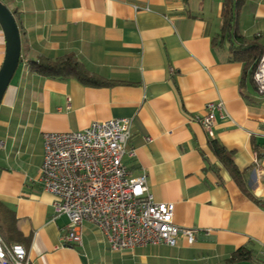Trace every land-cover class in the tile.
Instances as JSON below:
<instances>
[{
	"label": "crops",
	"instance_id": "0c3cea01",
	"mask_svg": "<svg viewBox=\"0 0 264 264\" xmlns=\"http://www.w3.org/2000/svg\"><path fill=\"white\" fill-rule=\"evenodd\" d=\"M21 34V63L0 106V212L30 264H225L238 249L264 250V94L223 40L225 0H1ZM235 25L264 46V0H236ZM216 42V43H215ZM6 39L0 25V69ZM72 55L114 84L43 77L25 63ZM14 78V77H13ZM216 111L214 136L192 120ZM131 118L125 157L145 174L158 203L195 241L115 252L85 223L82 243L65 244L69 219L54 218L55 196L40 182L44 133ZM218 140L243 175L240 189L211 149ZM1 214V213H0ZM5 216V215H2ZM1 218V215H0Z\"/></svg>",
	"mask_w": 264,
	"mask_h": 264
},
{
	"label": "built area",
	"instance_id": "2783aa9c",
	"mask_svg": "<svg viewBox=\"0 0 264 264\" xmlns=\"http://www.w3.org/2000/svg\"><path fill=\"white\" fill-rule=\"evenodd\" d=\"M254 81L264 94V52ZM222 107L221 102L209 103L206 115L192 120L213 137L216 111ZM132 124L131 118H117L79 132L43 134L40 182L55 196L54 218L69 219L66 245L82 243L85 223L97 227L115 252L160 244L176 247L180 238L194 243V230L175 223V205L156 202L147 176L132 177L124 164L125 157H135L128 149ZM0 264H30L26 249L9 245L1 233Z\"/></svg>",
	"mask_w": 264,
	"mask_h": 264
},
{
	"label": "trees",
	"instance_id": "16d2710c",
	"mask_svg": "<svg viewBox=\"0 0 264 264\" xmlns=\"http://www.w3.org/2000/svg\"><path fill=\"white\" fill-rule=\"evenodd\" d=\"M235 6L236 0H225L224 2L223 30L225 34H223L222 39L225 40L226 37V40L230 41L232 59L243 64L244 80L248 79L255 83L254 77L264 52V46L259 42L258 38L248 40L240 34L237 26L233 23L235 21V13L233 10L235 9ZM29 67L31 71L43 77L52 79H77L82 83L94 86L114 84L91 74L84 65L72 55L63 56L55 60L41 58L39 61L29 62ZM210 146L214 154L230 173L243 193L260 204V202L255 199L246 188L243 175L235 165L233 153L228 152L225 147L215 139L210 141ZM0 213V233L5 241L9 243L8 241H10V238L13 235V233L11 234V229L9 227L11 221H7V214H3V212ZM225 264H264V250L260 251L254 245L242 247L236 250L231 257L225 261Z\"/></svg>",
	"mask_w": 264,
	"mask_h": 264
},
{
	"label": "water",
	"instance_id": "95a60500",
	"mask_svg": "<svg viewBox=\"0 0 264 264\" xmlns=\"http://www.w3.org/2000/svg\"><path fill=\"white\" fill-rule=\"evenodd\" d=\"M0 25L6 39V55L0 69V106L21 63V34L10 9L0 0Z\"/></svg>",
	"mask_w": 264,
	"mask_h": 264
},
{
	"label": "rangeland",
	"instance_id": "374dc122",
	"mask_svg": "<svg viewBox=\"0 0 264 264\" xmlns=\"http://www.w3.org/2000/svg\"><path fill=\"white\" fill-rule=\"evenodd\" d=\"M20 65H21V63H20ZM20 65H19V67H20ZM19 70H20V69H18V70H17V72H16V74H15V76H14L13 80H15V79H16V77H17V73L19 72Z\"/></svg>",
	"mask_w": 264,
	"mask_h": 264
}]
</instances>
